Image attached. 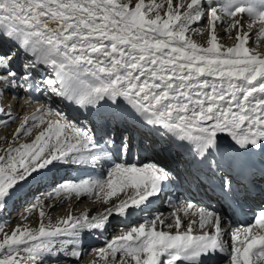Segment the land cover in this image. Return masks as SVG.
I'll list each match as a JSON object with an SVG mask.
<instances>
[{
  "label": "snow or ice",
  "instance_id": "1",
  "mask_svg": "<svg viewBox=\"0 0 264 264\" xmlns=\"http://www.w3.org/2000/svg\"><path fill=\"white\" fill-rule=\"evenodd\" d=\"M205 34L203 43L192 38ZM262 47L264 0H0V130L19 120L0 137V214L53 167L111 161L102 177L66 180L48 193L110 206L52 223L36 198L22 214L36 212V227L9 232L0 222V264H82L85 234L103 235L113 216L143 211L175 181L165 166L139 162L127 126L109 127L124 113L186 146L230 207L240 206L241 194L264 196ZM33 93L58 98L84 119L44 104L21 118L5 106L21 94L31 102ZM174 208L106 240L92 264H264V208L237 227L210 205Z\"/></svg>",
  "mask_w": 264,
  "mask_h": 264
},
{
  "label": "bare ground",
  "instance_id": "2",
  "mask_svg": "<svg viewBox=\"0 0 264 264\" xmlns=\"http://www.w3.org/2000/svg\"><path fill=\"white\" fill-rule=\"evenodd\" d=\"M221 28L218 29V33H219V36H220V39L222 42L225 43V37L223 38V36H225V32L224 30H220ZM233 35H235V33H233ZM194 40H196L197 42H204V40L202 39V36L200 35H194L192 37ZM207 39V36L205 37ZM227 39V38H226ZM253 39V38H252ZM254 40V39H253ZM228 41V40H227ZM202 42V43H203ZM23 95V94H21ZM18 101L23 102L22 101V97L20 96L19 98H17ZM7 102V101H6ZM32 112L34 111V107H31ZM16 110L13 112V114H16L15 113ZM23 117V116H22ZM15 125L13 127H11V125L9 126L10 128H12V131L17 127L18 125V122L14 123ZM8 132V131H7ZM2 136V135H1ZM0 136V137H1ZM3 137V136H2ZM146 144L148 146H151L154 148V145L151 144L150 142L146 141ZM150 156L147 155L145 156L144 160L141 161L140 163H146L149 159ZM71 181L70 177H66L64 178L63 180H59L57 181L56 183L54 182L52 184V182H49V184H52L51 187H48V188H51V192L53 191V189L55 188L54 185L56 184H60V183H63L64 181ZM41 190V189H39ZM42 191V190H41ZM43 192V191H42ZM35 193H36V188H32L30 190V192L28 194H23L21 197H14L12 198L9 203H8V212H5V214L3 213L2 214V218L6 219L7 220H10L11 222L13 221V219L17 218L16 216H20V214L22 213H18L17 215L15 214V218L13 217L11 219V216L10 214L14 212H17V210H19L20 208L22 207H25L24 204L27 203V204H33L34 201L37 202V199L36 198H40L41 201L43 202V206H44V211L47 213L48 217L49 218H52L54 216H56L58 213H66V216L71 212L72 214L74 215H79L81 214L82 212H84L85 210H79L81 212H79L77 209H76V205L78 206V204H81V205H85V207H90L91 211H93L94 213H99L101 212L102 210L104 211L105 207H108L110 205H105L103 204L101 201L97 200L95 196H88V195H85L81 198H77V197H71V198H66V197H63V196H59V197H53V198H48V193H42L41 195H38L34 198L35 196ZM62 200L63 202L62 203H58L59 200ZM75 202V203H74ZM35 203V202H34ZM66 204V205H65ZM75 204V205H74ZM65 205V207L63 206ZM96 205V207L94 206ZM80 206V205H79ZM20 207V208H19ZM27 207V206H26ZM19 208V209H18ZM28 208V207H27ZM59 209L57 211V214H56V211H51L52 209ZM17 209V210H16ZM84 209V208H83ZM96 209V210H95ZM16 210V211H15ZM21 210H24V209H21ZM9 211L11 213H9ZM69 211V213H68ZM9 213V214H8ZM36 213V212H35ZM93 213V214H94ZM26 214V213H25ZM63 214V213H62ZM1 216V214H0ZM33 216V215H32ZM65 216V217H66ZM61 217V215H60ZM2 218H0V221L3 220ZM20 218V217H19ZM135 222L138 223V222H141L140 218L135 215ZM18 219V218H17ZM57 219V218H56ZM30 220V219H29ZM22 223H26L25 220H20ZM9 222V221H7ZM29 222V221H28ZM54 222V221H53ZM56 222V221H55ZM170 223V219L168 221ZM34 223V222H33ZM29 224V223H28ZM31 224V223H30ZM114 224L110 226V230H109V234H113V236L115 235L114 234V231H115V228H114ZM33 227H36V224H34ZM7 230V229H6ZM112 237V236H111ZM111 237H109L108 240L111 239ZM105 246V241H99V240H94L92 238H87V240L83 243V249H84V256H83V260H82V264H92V262L94 261L95 259V249L97 248H100V247H104ZM91 250V251H90ZM62 263V262H61ZM52 264V263H50Z\"/></svg>",
  "mask_w": 264,
  "mask_h": 264
},
{
  "label": "rangeland",
  "instance_id": "3",
  "mask_svg": "<svg viewBox=\"0 0 264 264\" xmlns=\"http://www.w3.org/2000/svg\"><path fill=\"white\" fill-rule=\"evenodd\" d=\"M206 23V22H205ZM221 31L222 30H224L223 28H221L220 29ZM206 34L205 35H203L202 36V39L205 41L206 40ZM225 37V45H228V46H231L232 44H233V40L232 39H229V38H227L226 36H223V38ZM227 38V39H226ZM254 40H255V35H253V37H252ZM228 40V41H227ZM203 42V41H202ZM201 42V43H202ZM253 47L255 46V45H252ZM261 51H264V47H262L261 48ZM5 105L6 106H8V105H11V108H12V111L14 112L15 110H16V114H19L20 116H21V118H22V116L23 115H26V114H29V113H32V110H30L31 109V106L29 105V104H25L24 102H21L20 103V101H18L17 100V98H15V99H13V98H10L6 103H5ZM18 123H19V120L17 121ZM15 124L13 123V124H11V127H13ZM14 128V127H13ZM8 131V132H7ZM12 132V128H10V127H7V128H4V129H2V130H0V136L2 135V136H5V134L6 133H11ZM1 136V137H2ZM36 196H38L37 194H35V196H34V198L36 197ZM35 203H36V201H34ZM33 202V203H34ZM63 201L60 199L59 201H58V203H62ZM75 203V202H74ZM31 204H27V203H25L24 204V206L25 207H22V208H18L19 210H17V212H14L13 211V213H11L10 211H9V213H11L10 214V216H11V219L14 217L15 218V214L17 215L18 213L20 214L21 212V214H20V216H16L17 218H15V219H13V221L11 222L10 220H7V218L5 219H3L2 218V214H1V216H0V218H2L3 220H1L0 222H4V221H9V222H7V226H6V229H7V231H11V229L12 228H14L17 224H21L22 222L20 221V220H24L23 219V217H22V214H25L26 213V210L29 208V206H30ZM66 205V204H65ZM65 205H63L64 207H65ZM75 205V204H74ZM80 205V206H79ZM28 208H27V207ZM95 207H96V205H94ZM84 208V209H83ZM21 209H24V210H21ZM76 209L79 211V210H85L86 209V207H85V205H81V204H78V206L76 205ZM15 210V211H16ZM59 209H52L51 211L53 212V211H56V214H57V211H58ZM81 211H79V212H81ZM8 212V211H7ZM8 213V214H9ZM63 213V214H62ZM62 213H58L56 216H54V217H52V218H50L51 219V221H52V223H55V221H57V219H59V218H61V217H65L66 216V213H64V212H62ZM68 213H69V211H68ZM5 214V213H4ZM27 214V213H26ZM33 215V216H32ZM60 215H61V217H60ZM20 217V218H19ZM57 218V219H56ZM30 219V220H29ZM38 220H39V217H38V214L37 213H35V212H33L31 215H29L28 216V219L27 220H25V222L26 223H31L30 225L33 227L34 226V224H36V226H37V223H38ZM29 221V222H28ZM54 221V222H53ZM34 222V223H33ZM50 263H52L51 261H49L48 262V264H50ZM62 264V263H61Z\"/></svg>",
  "mask_w": 264,
  "mask_h": 264
}]
</instances>
